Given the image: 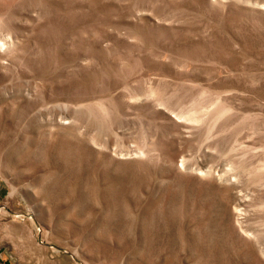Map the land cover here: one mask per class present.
<instances>
[{
	"label": "rangeland",
	"instance_id": "rangeland-1",
	"mask_svg": "<svg viewBox=\"0 0 264 264\" xmlns=\"http://www.w3.org/2000/svg\"><path fill=\"white\" fill-rule=\"evenodd\" d=\"M0 264H264V0H0Z\"/></svg>",
	"mask_w": 264,
	"mask_h": 264
}]
</instances>
